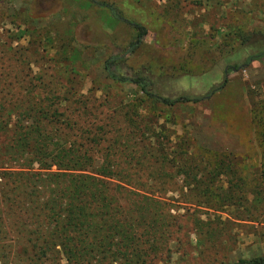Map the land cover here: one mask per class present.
<instances>
[{"label":"rangeland","instance_id":"obj_1","mask_svg":"<svg viewBox=\"0 0 264 264\" xmlns=\"http://www.w3.org/2000/svg\"><path fill=\"white\" fill-rule=\"evenodd\" d=\"M96 1L145 29L130 54L123 52L135 31L85 0L0 5V106L19 104L8 96L29 94L62 114L56 119L79 109L77 120L88 124H102L115 110L117 124L140 121L155 129L167 153L187 146L199 166L197 184L210 195L189 190L195 180L182 176L161 197L149 196L147 205L170 225V240L146 264H233L264 256L263 195L250 194L252 186L264 187V65L223 74L249 53L241 37L264 31V0ZM109 57L118 74L146 78L155 94L206 98L172 108L154 104L134 85L107 80L102 64ZM223 157L230 166L215 175L211 167ZM59 256L26 260L14 255L12 239L0 243V264H64Z\"/></svg>","mask_w":264,"mask_h":264},{"label":"trees","instance_id":"obj_2","mask_svg":"<svg viewBox=\"0 0 264 264\" xmlns=\"http://www.w3.org/2000/svg\"><path fill=\"white\" fill-rule=\"evenodd\" d=\"M12 1L0 0V5ZM85 1L135 31L124 55L140 44L146 33L141 25L121 17L110 4ZM241 47L249 53L242 61L226 65L225 76L253 62L264 65V31L242 36ZM115 60L109 57L102 64L107 80L134 85L143 99L154 104L172 108L206 98L155 94L146 78L118 74ZM6 100L19 104L0 106V243L10 245L12 239L16 257L38 261L59 254L57 261L64 264H146L148 256L157 255L170 240V225L157 206L147 205L149 196L161 197L168 190L166 184L182 176L195 180L189 190L204 197L211 192L197 184L199 166L193 164L187 146L167 153L155 129L146 123L117 124L113 118L120 115L115 110L104 115L102 124L77 120L79 109L71 110L70 119L59 120L55 117L61 113L34 103L29 94ZM224 158L214 161L215 175L223 166L229 168ZM250 190L264 200V187ZM233 264H264V256Z\"/></svg>","mask_w":264,"mask_h":264}]
</instances>
